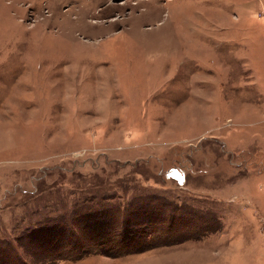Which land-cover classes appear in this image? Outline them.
Masks as SVG:
<instances>
[{"label":"rangeland","instance_id":"374dc122","mask_svg":"<svg viewBox=\"0 0 264 264\" xmlns=\"http://www.w3.org/2000/svg\"><path fill=\"white\" fill-rule=\"evenodd\" d=\"M0 264H264V0H0Z\"/></svg>","mask_w":264,"mask_h":264}]
</instances>
